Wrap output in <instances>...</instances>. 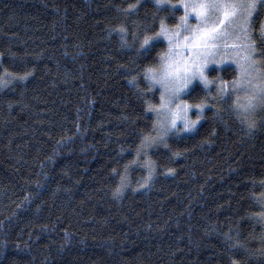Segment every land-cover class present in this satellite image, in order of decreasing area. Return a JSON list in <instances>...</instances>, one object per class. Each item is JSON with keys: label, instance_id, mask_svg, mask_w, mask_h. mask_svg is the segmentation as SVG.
<instances>
[{"label": "trees", "instance_id": "1", "mask_svg": "<svg viewBox=\"0 0 264 264\" xmlns=\"http://www.w3.org/2000/svg\"><path fill=\"white\" fill-rule=\"evenodd\" d=\"M176 2L125 15L136 0H0V264H264V111L254 127L225 104L214 114L213 85L193 131L147 149L144 183L135 149L160 101L145 69L167 42L136 49L145 26L178 23ZM254 17L259 48L264 11ZM229 66L218 70L231 81ZM204 95L196 83L182 101Z\"/></svg>", "mask_w": 264, "mask_h": 264}, {"label": "snow or ice", "instance_id": "2", "mask_svg": "<svg viewBox=\"0 0 264 264\" xmlns=\"http://www.w3.org/2000/svg\"><path fill=\"white\" fill-rule=\"evenodd\" d=\"M139 2L140 0H136V3H129L124 9L125 15L134 11ZM167 3L168 0H154L157 9ZM177 6L184 9V14L178 18L175 30L170 31L163 19L154 33L148 34V26H145V34L139 39L136 49L137 54H140L141 49L146 46L155 47L154 42L160 38L166 40L169 46L167 56H161V63L157 68L145 69V77L149 81L148 89L158 85L160 93V103L148 104L145 109H150L155 114L150 128V132L155 134H142L140 144L135 149L136 156L143 154L145 158V184L155 171L154 162L149 159L147 149L160 144L168 147L167 137L170 133L195 129L207 100L213 98L210 85H215L216 88L215 102L211 105L216 109L214 114L219 113L217 103L225 104L229 109H238L245 114L246 122L256 109L264 111V20L258 30L259 48L251 33L255 21L254 13L258 7L264 11V0H177L176 4L170 6V11ZM172 14L175 15L174 12ZM190 18L196 23H190ZM133 23L136 24L135 21ZM117 27L124 45L131 47L132 44L125 40L123 35L127 29L123 25ZM132 37L134 41L137 40L138 32L133 31ZM228 41L234 43L229 44ZM173 49H181L175 53V59ZM216 55H220L221 59H215ZM229 59L235 65L234 69L231 66L226 69L227 72L235 73L231 81L220 77L218 69H208L217 73L211 79L206 75L208 65L220 64ZM6 74V70L5 73H0V84L6 82L3 79ZM27 75L28 73H25L19 78L24 79ZM135 79L136 77H132L130 82ZM194 81L202 85L205 95L200 103L190 105L186 100L181 101L180 97L189 90ZM200 91L197 87L192 93L193 96H199ZM239 93H243V96L237 95ZM189 108L196 110V119L188 117ZM177 121L182 122L183 127H178ZM248 126L254 127L255 122H248ZM175 155L179 153L173 152V156ZM131 163L135 164L137 161L133 160ZM115 171L116 169H113V172ZM167 171L171 172L172 169ZM126 181V175L121 173L120 183L117 184L113 195L123 191ZM261 239L264 240V236Z\"/></svg>", "mask_w": 264, "mask_h": 264}, {"label": "rangeland", "instance_id": "3", "mask_svg": "<svg viewBox=\"0 0 264 264\" xmlns=\"http://www.w3.org/2000/svg\"><path fill=\"white\" fill-rule=\"evenodd\" d=\"M182 8V7H181ZM182 11H183V14H184V9L182 8ZM190 23H193V24H195L196 23V21L194 20V19H191L190 18ZM170 31H174L175 30V27H173L172 29H169ZM185 35H186V33H185ZM166 41V40H165ZM167 42V41H166ZM228 43L229 44H232V43H234V41H228ZM181 51V49H173V58L175 59L176 58V56H175V53H177V52H180ZM168 52H169V46H168V42H167V50H166V52L163 54V56H167V54H168ZM215 59H217V60H219V59H221V56L220 55H216V57H215ZM160 63H161V60H160ZM160 63L157 65V66H155V67H150V68H157L159 65H160ZM227 64H229V65H234L233 64V62H232V60H224L223 61V63H220V64H215V63H213V64H210V65H208L207 66V69H206V75H208V69H212V68H216V69H220L223 65H227ZM234 67H235V65H234ZM209 77V76H208ZM196 83H198L199 84V82L198 81H194L193 82V84L192 85H190L189 86V89L194 85V84H196ZM213 85H210L209 87H212ZM158 90H159V86L157 85V86H155ZM187 92V91H186ZM186 92L185 93H183L182 95H181V97H180V100L182 101V97L186 94ZM237 95H240L241 97L243 96V93H239V94H237ZM159 103H160V101H159ZM175 105H173V107H174ZM193 111H192V109L191 108H189V111H188V117L190 118V119H196V110H194V112L192 113ZM198 122V121H197ZM177 126L178 127H183V125H182V122H180V121H177ZM182 132H188V131H182Z\"/></svg>", "mask_w": 264, "mask_h": 264}]
</instances>
